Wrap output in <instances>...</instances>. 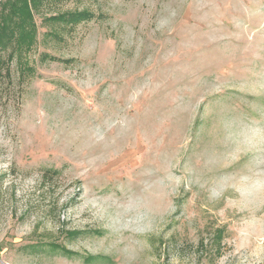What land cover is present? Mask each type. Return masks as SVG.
I'll return each instance as SVG.
<instances>
[{
  "label": "rangeland",
  "instance_id": "rangeland-1",
  "mask_svg": "<svg viewBox=\"0 0 264 264\" xmlns=\"http://www.w3.org/2000/svg\"><path fill=\"white\" fill-rule=\"evenodd\" d=\"M38 9L0 64V264H264V0Z\"/></svg>",
  "mask_w": 264,
  "mask_h": 264
},
{
  "label": "trees",
  "instance_id": "trees-1",
  "mask_svg": "<svg viewBox=\"0 0 264 264\" xmlns=\"http://www.w3.org/2000/svg\"><path fill=\"white\" fill-rule=\"evenodd\" d=\"M40 3L41 0H0V64L4 51L32 37L31 22L35 21ZM47 18L56 19L55 15Z\"/></svg>",
  "mask_w": 264,
  "mask_h": 264
}]
</instances>
